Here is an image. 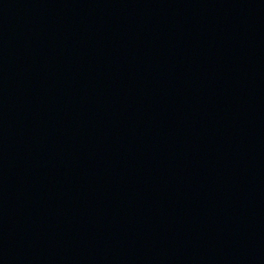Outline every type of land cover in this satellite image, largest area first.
<instances>
[{
    "label": "water",
    "instance_id": "1",
    "mask_svg": "<svg viewBox=\"0 0 264 264\" xmlns=\"http://www.w3.org/2000/svg\"><path fill=\"white\" fill-rule=\"evenodd\" d=\"M0 264H264V0H0Z\"/></svg>",
    "mask_w": 264,
    "mask_h": 264
}]
</instances>
